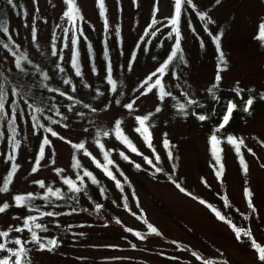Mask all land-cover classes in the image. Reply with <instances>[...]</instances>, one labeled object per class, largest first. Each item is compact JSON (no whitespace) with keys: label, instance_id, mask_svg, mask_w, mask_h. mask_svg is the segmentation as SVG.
Returning a JSON list of instances; mask_svg holds the SVG:
<instances>
[{"label":"rangeland","instance_id":"374dc122","mask_svg":"<svg viewBox=\"0 0 264 264\" xmlns=\"http://www.w3.org/2000/svg\"><path fill=\"white\" fill-rule=\"evenodd\" d=\"M25 2V14L11 17L10 30L14 39L33 58L42 62L52 74L54 82L58 75L54 64L58 61L71 72L76 88L74 93L70 85L65 86L62 111L67 119L61 120L60 125H51L53 130L73 143L86 141V147L92 155L100 156L93 142L95 130L113 125L115 120L120 119L126 130L135 137L139 151L152 157L151 149L146 147L132 129L136 115L153 111L157 118V123L152 128L155 143L153 147L166 158L162 142L166 133L176 142L181 155L179 168L171 171V166L165 162L161 166L163 171L160 176L164 177L163 172L171 171L174 180H181L188 190L180 192L171 181L154 179L142 170H135L131 163L120 157L119 152L124 151L132 161L148 166L143 158L131 153L112 137L106 138L107 144L115 149L114 155L133 187L124 188L122 193L116 188L114 181L96 168L90 157L81 153L83 161L105 181L111 197L105 200L100 195L95 196L96 194L92 198L83 197L80 199L81 210L57 212L59 215L51 217L50 228L59 238V247L52 252L34 251L32 264H203V260H212L214 264H260L250 242L246 238L243 243L237 241L232 229L218 220L207 205L212 203L222 214L237 217L238 220L233 223L237 227L250 229L257 242L264 245V106L259 100L264 90V50L256 38L258 26L264 22V0H221L219 4L216 0H194L195 11L186 7L179 26L184 57L183 65L176 75L179 79H173L171 73H167L164 78L167 90L176 96V100L166 98L163 104H160L153 93L136 99L140 94L135 89L174 46V35L169 38L170 28L164 27L167 23L165 18L173 14V0H159V11L156 13L158 23L155 26H151L155 0H137L136 4L133 0H119V6L117 0H105L109 24L107 32L98 13L97 0H77L84 18L80 25L83 36L78 44L83 63L82 77L75 76L70 65L71 33L68 37L69 47H62L64 34L61 29L69 26L63 19V12L66 10L64 0ZM197 11L207 13L213 21L207 25V31L205 22L196 15ZM149 28L156 32L155 36L150 33L145 35ZM33 31L36 33L35 41L32 38ZM209 32L213 35L222 33L220 46L227 61L226 69L220 72L221 80L215 93L217 99H213L208 92L215 83L219 63L216 44ZM54 35L57 38L55 41ZM53 43L56 44L58 53L62 54V61L58 57L43 56L44 51H51ZM89 44L94 48L98 74L92 72ZM105 51L109 54L113 77L117 81V93L110 92V85L105 80L106 65L102 64L106 61ZM14 61L12 55L0 48V62L3 65L12 66ZM130 62L131 70L128 68ZM85 84L90 87H84ZM237 86L244 89L241 93L243 99L234 91ZM97 89L103 95L97 96ZM184 92L202 105L189 107V115L186 117L177 114L173 107L177 102L186 103ZM71 93H74V99L68 100L67 96ZM225 96L239 102L254 98V111L252 116L240 123L234 118L233 126H225L221 132V136L232 133L237 138H243L245 145L241 148L247 165L245 174L234 148L223 138L226 167L221 182L209 162L208 136L211 125L207 120H197L191 112L202 114L216 111L224 103ZM116 99L121 101L120 105L115 104ZM133 99L136 103L129 114L123 104ZM76 100L80 103L74 104ZM84 104L96 107L97 111L91 112L89 108L83 107ZM72 105L74 107L69 112L68 108ZM158 105L162 111L155 113ZM77 112H83V118L77 116ZM18 123L20 146L16 152V163L19 168L9 186V192L0 193V205L5 202L10 205L5 213L0 214V231L18 227L26 214L24 208L14 206V193L38 190L40 187L35 181L57 180L55 168L58 166L71 170L74 149L70 144L51 137L43 129L38 128L34 132L27 112L19 116ZM63 124L68 127H63ZM85 128L89 129L87 133ZM43 136L49 137L52 147H45L39 169L33 173L32 168ZM249 148L255 155L247 151ZM9 151L8 142L4 140L0 143V183L11 166V162H6ZM245 189L252 193L255 212L248 206ZM123 196H127L128 209L123 206ZM222 197L227 198L228 207L224 206ZM201 199L206 202L204 205L199 203ZM96 204L102 205V212L91 209ZM245 216L248 218L245 219ZM117 219L121 221L120 224L116 223ZM145 221L156 227L162 235L149 233L148 238L140 240L133 233L125 231V228L145 230ZM26 232L13 231L7 238L0 237V242L17 237L24 240ZM173 241H180L190 249L181 248ZM8 247L15 245L8 244ZM193 252L203 260H198L192 255ZM4 255L6 253H0V257Z\"/></svg>","mask_w":264,"mask_h":264},{"label":"snow or ice","instance_id":"6c2138e0","mask_svg":"<svg viewBox=\"0 0 264 264\" xmlns=\"http://www.w3.org/2000/svg\"><path fill=\"white\" fill-rule=\"evenodd\" d=\"M137 0H133V3L136 4ZM221 0H216V3L219 4ZM7 3L15 7L16 5L13 3V0H7ZM64 4L66 5V10L63 12V19L67 21L68 27H62V32L64 34V42L62 44L63 48H68V37L69 33H71V59H70V65L71 68L74 71L75 76L82 77V67L79 63V51H78V44L80 38L83 36V29L80 26L83 22V15L77 6V0H64ZM117 4L119 6V0H117ZM159 0H155L154 6H153V16L151 20V26H155L158 21L156 19V13L159 11ZM187 8H191L193 11L196 10V5L194 3V0H173V14L171 17L165 18L167 23L164 24V27L170 28V32L168 33L169 38H172L173 35L175 37L174 46L168 55L167 59L152 73L148 74L143 81L140 82L139 86L135 89V91L139 92V96L136 97V99H139L140 96H146L149 93H153L156 95L158 101L160 104H163L166 98H171L172 100H176V96L173 95V93L169 90H167L166 85L164 83V78L166 74L169 72L170 66L174 64L176 60L183 61L184 57L182 54L181 49V31H180V22L182 18V14L184 10ZM97 9L99 16L104 21V28L107 32L109 24L107 19V8L105 4V0H97ZM196 15L199 17V19L203 22H205L204 27L205 31L208 30L207 25L209 23H213L211 19L207 16V13L204 12H196ZM58 27H61L58 25ZM159 31V29H157ZM0 33H2L4 36L7 37L9 43H5L3 39H0V46L7 49L9 53L13 57H15V67L19 69L21 72H24V68L22 67V61H27L28 58L26 55L21 53L19 56L16 55V52L13 51V48L10 46L12 44L15 47H19V45H15V42L12 41L11 34L9 33L8 27L4 24H0ZM151 34L155 36L156 32L151 31V28L147 29L145 32V35ZM119 34V29H117V35ZM210 36H212L213 41L216 44L217 52H218V68H217V74L215 77V83L208 89V92L212 95L213 99H217L216 97V89L218 88L219 81L221 80L220 72L224 69H226L227 61L224 57V52L221 49L220 46V39L222 36V33L213 35L211 32L208 33ZM33 40L36 39V33L33 31ZM85 40L87 39L84 37ZM260 41H264V22H262L258 26V36L256 37ZM57 38L55 35L53 36V40L55 41ZM89 51L91 53V45H88ZM51 55L53 57H58L59 60H63L62 54L58 53L57 46L55 43L52 44L51 49ZM108 53L105 51V57L107 58ZM91 62V59H90ZM28 63H31V61H28ZM223 66V67H221ZM57 70L60 73H63L65 69L60 66L59 63L56 65ZM132 64L131 62L128 65L129 70H131ZM92 72L93 74H98L97 70L93 64L92 66ZM173 79H179L178 76L175 75V73H172ZM44 79L47 80L48 76L45 74ZM105 80L108 85H110V92L111 93H117L118 87H117V81L113 78V71H112V65L111 62L108 61L106 64V76ZM62 83L65 85H71L70 79H63ZM43 87L47 88L48 86L45 84ZM84 87H90L89 85L85 84ZM49 91H59L58 89H48ZM72 91L75 92L76 88L74 85H72ZM234 91L236 92L237 96H240L241 99L243 97L241 96V93L244 91V89L237 86ZM13 96H22V93L18 92L16 87L12 88ZM120 95H123L122 92L119 93ZM59 95L66 96L65 92H59ZM96 95H103L99 91V89L96 90ZM183 95L186 98V103H180L177 102L173 105V107L176 109V111L181 116H188V108L196 105L198 107H202V105L199 104V102L195 99H192L188 96L187 92H184ZM68 100H73L74 98L70 95L67 96ZM261 100H264V94L260 96ZM27 103V101H25ZM80 101L76 100L74 104H79ZM136 103V100L133 99L130 102L124 103L123 108L128 110L129 114L134 110V105ZM254 103V98H248L246 101H244L243 104V111L245 113L250 112V109ZM6 104L11 108L12 115L9 117L8 112L6 111ZM116 105H120L121 101L119 99L115 100ZM74 105L69 106L68 111L71 112ZM84 108H89L91 112L95 113L97 111L96 107H91L89 104H84ZM107 105L105 108L107 109ZM19 108V103L16 100H12L9 103V94L6 91L4 84L0 83V120H7V127L11 132L10 139L8 141L9 149L6 156V162H11L10 170H8L7 174L3 176L2 178V185H0V193H7L9 192V186L13 181V178L19 168V165L16 163V152L20 146V141L16 139L17 134V126H16V110ZM28 108L31 110V120H32V128L35 132L37 128L43 129L44 132H47L50 134L51 137H57L60 140H64L66 143L70 144L71 148L75 150V153H82L84 156L90 157L93 162L95 163L97 168H100L104 174L110 178L112 181H114L117 188L120 189V191L124 192V183H127V177L124 176V173L119 170L118 165L116 162L111 159L110 152L115 151V149H106L105 144L102 142L105 138H114L115 140L119 141L124 147L129 150L131 153H134L136 155H139L143 158V161L145 164H147L149 167L153 169V175L160 173L163 171L161 167H158L157 165L161 162L160 155L156 152V149L153 147L152 144V133L151 129L154 127L153 124L150 123L151 117L154 115V113H148L146 115H136L134 117L135 120V127L132 129L133 132H135L145 143L146 147L151 149L153 156L149 157L144 155L139 149L135 146V144L132 142V140L128 137V135L124 132L122 125L123 121L120 119L115 120L114 125L110 130H103L97 128L95 130V135L93 138V142L96 144V146L99 148L101 155L103 156L104 163H101L99 160L96 159L95 156L92 155L91 152L88 151L86 147V141H82L79 143H73L70 140H65V137L60 136L57 131H54L51 126L45 127L44 124L40 123V115H43L44 108L37 107L32 103H28ZM237 109L236 103L229 101L227 110L225 115L222 117V122L219 124L217 128H215L212 132V134L209 137V150L210 154L215 161V164L212 165V167L215 170V175L218 180L222 182V174H223V163L221 162V151L220 145L222 142H224L220 137H218L217 133L221 131V129L225 128V126L229 123L230 118L233 115L234 110ZM162 111V108L158 105L155 107V113H159ZM23 110L21 109V114ZM39 113L40 115H37ZM55 114L57 116L61 117V120H66V116H62L60 111L57 109L55 111ZM77 116L83 118L84 113L83 112H77ZM191 115L195 116L197 120L203 122L208 117L205 114H199L195 111L191 112ZM49 121L51 125H60L61 120L53 119L52 117H45ZM63 127L67 128V124H63ZM84 131L87 133L89 131L88 128H85ZM2 135V133H0ZM165 139L163 140V147L166 150L167 157L169 161L174 159L173 152L170 148V141L166 138L167 134L165 133ZM226 142L233 146L235 153L239 157V162L242 165V170L244 173H247V165L241 155V146L245 145V141L243 138H237L231 135H228L226 138H224ZM51 148L52 147V141L49 139L48 136H43L42 141L38 150V156L35 161V166L32 168V172L35 173L39 169L40 165V159L44 157L45 154V147ZM248 152L252 153V155H255L254 152L249 148L247 149ZM73 155V163L72 168L76 170V179L73 180L71 178L67 177H61L63 184L68 186V192L78 194L81 193L85 187V178L90 180L92 184L98 185L99 181L97 178L93 175L91 171H88L87 169L82 168V165L80 163L79 158L75 155ZM54 155V153H53ZM120 157L128 161L129 163H132L135 168L141 169V164L135 163L130 159V156L127 155L124 151L119 152ZM155 160V163H154ZM52 163L54 164L55 161L53 160ZM264 167V165H262ZM113 168H115L117 171H119V175L123 177V182L121 179L117 178L116 173L113 171ZM173 168H175V165H173ZM56 173L59 175L64 170L63 169H55ZM169 179L173 184H175L176 188L179 189L180 192H185V188H183L176 180H172L171 176H169ZM34 183L38 184L41 189L45 188V183L43 181H35ZM206 183V181H205ZM101 194L104 193V189H100ZM188 195H192L191 193H187ZM252 193L250 190L245 189V196L248 202L249 208L252 209L253 212L256 211L254 205L252 204L251 200ZM51 197H55L58 200H63L64 194L61 192L60 189L53 190L51 187L47 188V191L43 197H40L44 199L47 203H51ZM37 198V194L34 193H27L22 195H15L12 197V200L14 201V206L18 208H28L30 211H39V209L34 208L32 206V201ZM69 199L75 200L76 196L72 195L68 197ZM122 199L124 200V208L128 209V203H127V196H123ZM193 199H197L196 197H193ZM224 199L225 203L224 206L228 207L227 198L222 197ZM199 203L204 205L206 202L204 200H199ZM10 205L9 203L5 202L2 205H0V214L5 213L7 209H9ZM96 210H99L102 205L96 204L95 205ZM207 207L211 210L212 213H214L215 217L227 224L232 231L235 234V238L237 241L243 243L244 239L246 238L250 242V247L255 250L257 253L258 261L260 264H264V245H262L260 242H257V240L254 238L252 232L250 229L247 228H241L237 227L235 223L231 219H228L226 215L222 214L220 210H217L215 207H213L211 204H208ZM130 210V209H129ZM41 215L47 216V217H53L56 215H59V213H55L52 211H47L42 213ZM135 216L136 213H133ZM138 219L140 217H137ZM248 217L245 216V219ZM14 219H20L19 217H14ZM37 217L36 216H27L24 221L23 225L19 227H9L6 231H0V237L7 238L10 233L13 231L17 233H23L25 230L30 234V239L28 240H22L19 237L13 239V240H7L6 242H0V253H6L3 257H0V264H31L29 252L31 251L29 248L26 247L27 244H33L36 246L38 251H48L52 252L55 248L59 246V241L57 238H48L45 236L40 235V232H47L48 228L44 226L41 223L36 222ZM117 224H120L121 221L119 219L116 220ZM148 232L155 234L157 236H161L162 233H160L156 227H154L152 224L147 223L145 221ZM39 230V231H38ZM125 231L133 233L138 239L144 240L146 239V235L142 234L140 231H134L131 228H125ZM174 244H176V241H173ZM8 244H13L15 247H8ZM132 247H135V244L132 245ZM193 256H195L198 260H203L202 257L197 256L195 252L192 253ZM203 264H214V261L212 260H203ZM227 264V262H225Z\"/></svg>","mask_w":264,"mask_h":264},{"label":"trees","instance_id":"16d2710c","mask_svg":"<svg viewBox=\"0 0 264 264\" xmlns=\"http://www.w3.org/2000/svg\"><path fill=\"white\" fill-rule=\"evenodd\" d=\"M13 3L16 5L15 7H13L12 5L8 4L7 0H0V24H4V25H6L8 27L9 33L11 34V37H12V41L15 42V45H19V47L17 48L15 46H13L12 44H10V46L13 48V51L16 52V55L19 56L21 53H23L24 55L27 56L28 60L27 61H22V67L24 68V72H21L19 69H17L15 67V61H14V64L12 66L11 65H3L0 62V83L4 84V87H5L6 91L9 94V103L13 99L16 100L19 103V108H17V110H16V126H17L16 139L19 140L18 139V125H19L18 119H19V116H23V114L25 112H27V114L29 115V118L31 120L32 112L28 108V103H32V104H34L37 107L44 108L43 115H40L39 113H37V115H40V123L44 124L46 127L51 126V124L49 123V121L47 119H45V117H49L50 116L53 119L61 120V117L57 116L55 114V111L57 109L60 111L61 115L63 116L62 96L59 95V92H65L66 93L65 86H67V85L63 84L62 80L65 79V78L71 80V85H70L71 90H72V85H74V83H73V80L71 79V72L66 70L63 67V65H61V64H60V66L63 67L65 69V71L63 73H60L57 70V73H58L57 81L59 83L57 81L56 82L52 81V74L42 64V62L39 59L33 58V56L31 54H29V52L27 50H25L22 46H20L18 41H16L14 39V37H13V35L11 33V30H10L11 17L13 15H24L25 12H26V4H25L26 2H25V0H13ZM257 36H258V34H257ZM0 39H3L5 43H9L7 37L4 36L2 33H0ZM259 42H260V46H261L262 50H264V41H260L259 40ZM0 48H2L3 50L7 51V49L3 48L2 46H0ZM78 51H79V63L81 65V67H82L83 63H82L81 51H80L79 46H78ZM170 52L168 53V55L170 54ZM89 54L91 56V63L94 64V66L96 67L98 64H97V62H96V60L94 58L95 54H94V48L93 47H91V53L89 51ZM182 54H183V51H182ZM10 55H11V53H10ZM45 55L49 56V57H53L51 55V51L50 50L48 52L44 51L43 56H45ZM168 55L165 56L160 61L158 66L152 72H154L167 59ZM70 59H71V55H70ZM28 61H31V63H28ZM108 61H110L109 60V54H108V56L106 58L105 63L103 62L102 64L106 65L108 63ZM57 63H59V62L56 61V63L54 64L55 67H56ZM182 65H183V61L176 60L174 62V64L170 66V69H169L168 73H171V74L175 73V75H177V73L180 70ZM152 72H150V73H152ZM45 74L48 76L47 80L44 79V75ZM45 84L48 86L47 88L43 87V85H45ZM13 87H16L17 91L22 93V96H13V93H12V88ZM49 88L50 89H58L59 91H55V92L54 91H49L48 90ZM73 94L74 93H71L70 96L74 97ZM262 94H264V90L261 92L260 96ZM92 98H94V96H92ZM223 99H224V103L226 105L224 103H222V106L218 110L212 111V112L209 111V112L202 113V114H205L208 117V119H206V120L211 125V131L209 133L208 140H209V137L212 134L213 130L215 128H217L219 126V124L222 122V117L226 113L229 101H232V102L236 103L237 109L234 110L233 115L230 118L229 123L226 126L232 127L233 124H234V118H236V120L240 123V122H242V120L245 121L247 118H249L250 116L253 115L254 103H253V105H252V107L250 109V112L245 113L243 111V104H244V101H246L247 99L243 100L241 102L235 101L233 98H230V97H227V96L223 97ZM259 100L262 101L263 106H264V100H261L260 97H259ZM25 101H27V103ZM223 104H224V106H223ZM21 109L23 110L22 114H21ZM6 111L8 112L9 117H11L12 112H11V108L8 106V104H6ZM148 113H154V112L153 111H147V112L142 113L140 115H146ZM176 113L179 114L178 112H176ZM31 122H32V120H31ZM150 123L153 124L154 126L156 125L157 118H156L155 114L151 117ZM113 125H114V123H113ZM113 125L102 126V127H99V129L110 130ZM134 127H135V125H134ZM122 128H123L124 132L128 135V137L132 140V142L135 144V146L137 147V141H136L135 137L128 130H126V128L123 125H122ZM223 129H221V131L219 133H217L218 137H220L222 140H223V138H226L228 135L236 137L232 133H227V134L221 136V132H223ZM0 133H2V135H0V143H2L4 140H7V142H8L9 139H10V136H11V132H10V130L7 127V120H0ZM151 133H152V129H151ZM166 138L170 141V148H171V150L173 152L174 159L169 161L165 149H164V151H165L166 158H163V156L157 151V149L155 147L156 152L161 157V162L157 166L158 167L164 166V163L166 162V163H168L171 166V171H175V170H177L179 168V165H180V160H181L180 151H179V148H178L176 142L172 141L168 136ZM164 139H165V135H163V140ZM163 140H162V142H163ZM115 141L117 143L121 144L119 141H117V140H115ZM102 142L105 144L106 149H109V150L113 149L112 146L107 145L106 138L103 139ZM152 144L153 145L155 144L153 142V139H152ZM219 147H220V149H222L220 155H221V162L223 163V166H224L223 170H225L226 166H225V162H224L223 144L221 143V145ZM97 149H98V151L100 153V150H99L98 147H97ZM88 151L90 152L89 149H88ZM74 153H75V150H74ZM74 153H73V155H74ZM75 155L79 158L80 163L82 165V168L87 169L88 171H91L93 173V175L97 178V180L99 181L98 185L92 184L90 182V180L85 178L86 187L81 193L74 194V193H69L68 192V186L63 184V181H62L61 177H67V178H71L73 180L76 179V170H74L72 168V163H73V156H72L71 170L68 171L64 167H61V166L56 167L55 169H63L64 171L62 173H60L59 175L55 171V173L58 176V179L57 180H50L48 182H44L45 183V188L44 189L39 188L38 190L21 191V192H16L13 195V196H15V195H22V194H27V193L37 194V198L32 201V206L34 208L39 209V211H30L28 208L25 207L24 209L26 210V214L23 217V221L29 215L36 216L37 217L36 222L37 223H41V224H43L44 226H46L48 228L47 232H40L39 234L42 235V236L48 237V238H57L58 241H59V238H58L57 234L54 231H52L51 228H50V225H51V222H52V221H50L51 217L43 216V215H41L42 213L47 212V211H52V212H55V213H57V212L71 213L73 209L81 210L80 199H82L83 197L92 198L95 194H96L95 196L100 195L103 200L108 199V198L111 197V191H110L109 187L106 185L105 181L101 180L100 177L92 169V167H89L83 161V159L81 157V153H75ZM241 155L243 157L242 148H241ZM93 156H95L96 159L99 160L101 163H104L103 156L101 155V153H100V156H97L95 154ZM110 156H111V159H113L116 162V164L118 165L119 170L122 171L124 173V176L127 177V183H124V188H126V187L132 188L133 187L132 182H131L129 176L124 171L123 166L120 164V162L115 157L114 151L110 152ZM238 159H239V157H238ZM209 162H210L211 167H212L213 164H215V161L213 160V158H212V156L210 154V150H209ZM135 163H137V162H135ZM154 163H155V160H154ZM173 165H175V168H173ZM141 166H142L141 169L135 168L134 165H133V168L135 170H138V171H140V170L144 171L146 174H148L149 176H151L154 179H162V180L171 181L169 179V176H171V179L174 180L173 172H171V171L163 172V174L165 176L162 177V176H160L162 172L153 175L152 174L153 173V169L151 167L144 166L142 164H141ZM97 169L100 170L104 174V172L100 168H97ZM8 170H10V167H9ZM8 170H7V172H8ZM213 170H214V168H213ZM113 171L116 173L117 178L121 179L122 182H123V177H121L119 175V171H117L115 168H113ZM7 172H5L4 176L7 174ZM214 173H215V170H214ZM176 181L183 188H185V190H186L185 192L188 191L181 180H176ZM0 185H2V181H1ZM48 187H51L53 190L60 189L61 192L64 194L65 198L63 200H58L55 197H51L50 199H51L52 202L51 203H47L44 199H42L40 197H43L45 195ZM101 188L104 189V193L103 194H101V191H100ZM118 190H120V189L118 188ZM72 195L76 196L75 200H72V199L68 198V197H70ZM209 204H211L213 207H215L212 203H209ZM83 206L85 207L86 210L88 209L86 207V205H83ZM91 209L93 211H95V212H102V207L99 210H96L95 206L92 207ZM225 215H226V217L228 219H231L232 221H235L236 219L238 220L237 217H234L231 214L227 213ZM23 221L18 225V227L23 225ZM25 231H27V230H25ZM139 231L142 234L146 235V237L148 238V234H149L148 229L139 230ZM26 233H27V237L24 240L30 239V234L28 232H26ZM177 243L180 245L181 248L190 249L186 244H184V243H182L180 241H178ZM26 247L31 250L29 252V257H30V261H31V264H32L33 252L34 251H38V250H37L36 246L33 245V244H27ZM58 247L55 248L54 250L56 251L58 249Z\"/></svg>","mask_w":264,"mask_h":264}]
</instances>
